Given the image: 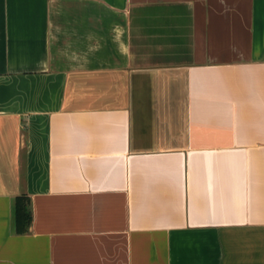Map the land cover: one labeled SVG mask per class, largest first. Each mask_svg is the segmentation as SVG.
Instances as JSON below:
<instances>
[{
    "label": "crops",
    "instance_id": "1",
    "mask_svg": "<svg viewBox=\"0 0 264 264\" xmlns=\"http://www.w3.org/2000/svg\"><path fill=\"white\" fill-rule=\"evenodd\" d=\"M0 264H264V0H0Z\"/></svg>",
    "mask_w": 264,
    "mask_h": 264
},
{
    "label": "trees",
    "instance_id": "2",
    "mask_svg": "<svg viewBox=\"0 0 264 264\" xmlns=\"http://www.w3.org/2000/svg\"><path fill=\"white\" fill-rule=\"evenodd\" d=\"M31 220L32 217L28 207L27 197H19L16 202L15 210L16 232L18 234L27 233L31 224Z\"/></svg>",
    "mask_w": 264,
    "mask_h": 264
}]
</instances>
